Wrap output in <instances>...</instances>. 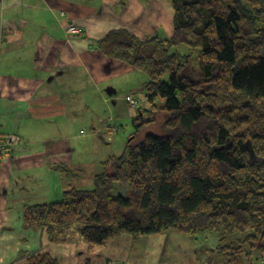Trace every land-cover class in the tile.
<instances>
[{"label": "trees", "instance_id": "obj_1", "mask_svg": "<svg viewBox=\"0 0 264 264\" xmlns=\"http://www.w3.org/2000/svg\"><path fill=\"white\" fill-rule=\"evenodd\" d=\"M168 1L170 38L143 41L114 30L98 42L105 57L148 77L147 110L139 107L132 119L136 133L121 155L102 162L93 189L27 206L23 228L58 242L78 226L90 248L123 234L196 237L225 229L243 235L218 248L225 264L251 256L246 248L264 258V0ZM181 46L191 54H180ZM160 114L165 133L135 143ZM117 185L128 194L115 195ZM19 259L60 264L40 251H21Z\"/></svg>", "mask_w": 264, "mask_h": 264}, {"label": "crops", "instance_id": "obj_2", "mask_svg": "<svg viewBox=\"0 0 264 264\" xmlns=\"http://www.w3.org/2000/svg\"><path fill=\"white\" fill-rule=\"evenodd\" d=\"M0 10V138L12 144L11 152L0 157V264H26L19 259L21 251L47 253L60 264L129 262L135 238L127 234L101 248H90L80 234L70 236L71 229L51 242L45 231L24 229L22 217L27 206L59 201L81 184L58 169L60 164L69 172L84 166L70 160L71 140L63 130L72 106L68 95L91 82L135 73L105 57L98 42L114 30L143 41L170 38L173 5L168 0H0ZM70 26L80 34H70ZM130 92L140 96L143 105L129 97L147 110L144 91L133 85ZM105 93L111 97L116 90ZM10 114L14 120L7 119ZM20 115L30 133L24 140L6 132L12 123H22ZM103 161L97 162L101 168ZM96 174L94 169L92 184Z\"/></svg>", "mask_w": 264, "mask_h": 264}, {"label": "rangeland", "instance_id": "obj_3", "mask_svg": "<svg viewBox=\"0 0 264 264\" xmlns=\"http://www.w3.org/2000/svg\"><path fill=\"white\" fill-rule=\"evenodd\" d=\"M176 50L182 55L191 54L185 46L178 47ZM190 65L197 68L195 60H192ZM147 81V75L135 70L134 74H124L108 82L99 84L91 82L86 85L85 90L68 95L72 106L63 118V130L71 140L70 160L82 161L84 166L82 171L71 172L64 171L62 164L58 166H62V173H71L68 180L72 183H81L79 186L75 185L77 188L93 189L94 184L91 182L90 175L94 169L97 173L102 169L97 162L123 153L126 144L136 133L132 122L134 115L132 111L135 109L134 112H137L138 109L133 108L126 101V97L132 96L142 103L140 96H134L130 92V87L135 85L144 91ZM108 88L115 89L116 94L111 97L107 96L105 91ZM137 107H140L139 103ZM147 114L143 112L141 116L146 118ZM7 117L9 120H14L13 114ZM19 118L22 123L20 125L18 122L12 123L6 132L19 135L24 140V134L29 135L30 133L22 115ZM57 118L58 116H54V124L57 123ZM164 122L165 115L160 114L155 124L147 126L140 132L135 143L141 141L149 133L163 135L165 133ZM81 131L85 133L82 134ZM114 194L126 196L127 186L117 185ZM77 228L78 226H74L71 229L70 236H75V233L79 235ZM242 237L243 235H230L225 229L216 232L204 231L196 237L173 232L158 236H140L134 239L129 262H118L117 264H225L218 248L230 245ZM245 253H250L251 256L243 257L240 264H264V258L258 251H250L246 248ZM96 264L100 263L96 262Z\"/></svg>", "mask_w": 264, "mask_h": 264}, {"label": "built area", "instance_id": "obj_4", "mask_svg": "<svg viewBox=\"0 0 264 264\" xmlns=\"http://www.w3.org/2000/svg\"><path fill=\"white\" fill-rule=\"evenodd\" d=\"M68 32L73 35H79L80 32L75 26H70L68 29ZM126 101L132 106V107H137L138 102L135 101L132 97H127ZM12 144L7 142V140H2L0 138V157H4L7 155L9 152H11Z\"/></svg>", "mask_w": 264, "mask_h": 264}]
</instances>
